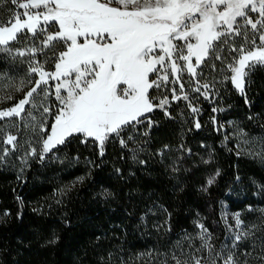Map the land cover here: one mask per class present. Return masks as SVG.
I'll list each match as a JSON object with an SVG mask.
<instances>
[{
    "label": "snow or ice",
    "instance_id": "1",
    "mask_svg": "<svg viewBox=\"0 0 264 264\" xmlns=\"http://www.w3.org/2000/svg\"><path fill=\"white\" fill-rule=\"evenodd\" d=\"M8 3L15 9H8L7 20L0 18V62L27 69L14 85L22 98L0 108V166L15 156L21 172L29 160L43 162L76 140L93 144L100 157L118 141L133 161L145 164L138 154L155 124L151 113L172 118L171 105L185 101L200 129L194 99L212 100L219 95L217 83L230 82L247 102L251 74L264 68V0H2L0 8ZM217 111L223 109L212 108ZM236 135L244 133L238 129ZM235 147L238 156L257 155L240 142ZM173 151L172 173L189 172L185 158L197 153L181 142L175 149L164 144L156 154L163 161ZM200 160L211 163V152ZM220 175L216 169L201 190L207 192ZM257 189L264 194V185ZM197 217L195 232L185 230L160 264H250V257L264 264V249L257 251L251 241L255 226H247L240 212L231 214L232 223L223 213L228 235L219 250Z\"/></svg>",
    "mask_w": 264,
    "mask_h": 264
},
{
    "label": "trees",
    "instance_id": "2",
    "mask_svg": "<svg viewBox=\"0 0 264 264\" xmlns=\"http://www.w3.org/2000/svg\"><path fill=\"white\" fill-rule=\"evenodd\" d=\"M8 9L15 6L3 4L0 18L7 20ZM26 69L25 64L0 62L6 73L0 78V108L22 98L14 85L26 78ZM216 88L219 95L212 100H193L201 109L200 129H195L185 101L171 105L172 118L159 110L150 114L155 124L145 138V151L138 154L145 164L133 161L118 141L108 144L100 157L93 144L76 140L43 162L29 160L23 172L15 156L13 163L0 166V264H160L185 230L195 232L197 214L214 233L219 250L228 235L225 212L229 223L231 214L240 212L247 226H255L251 241L257 251L264 249V194H256L257 185H264V68L251 74L247 102L230 82ZM8 95L13 99H6ZM213 107L223 111L213 113ZM238 129L243 136L236 135ZM241 137L257 155H236ZM181 142L197 155L185 158L189 172L174 175L168 165L178 153L163 161L156 153L164 144L175 149ZM209 152L211 163H201L200 157L208 159ZM216 169L221 173L216 183L202 191ZM6 210L10 215H3ZM249 261L256 264L251 257Z\"/></svg>",
    "mask_w": 264,
    "mask_h": 264
},
{
    "label": "rangeland",
    "instance_id": "3",
    "mask_svg": "<svg viewBox=\"0 0 264 264\" xmlns=\"http://www.w3.org/2000/svg\"><path fill=\"white\" fill-rule=\"evenodd\" d=\"M234 89H235V88H234ZM191 95H192V94H191ZM192 96H193V95H192ZM159 111H160V110H159ZM243 140H245L244 137H241L240 140H239V138H237V143L240 142L242 148H245V149H247V151L254 153V150H253V148H252V143H251L250 141H248L247 144H243V143H242ZM91 146H94V145H91ZM235 151L237 152L236 147H235ZM241 155H242V154H241Z\"/></svg>",
    "mask_w": 264,
    "mask_h": 264
}]
</instances>
